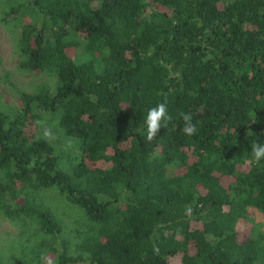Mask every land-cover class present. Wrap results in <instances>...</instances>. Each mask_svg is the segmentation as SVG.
<instances>
[{
	"label": "trees",
	"instance_id": "trees-1",
	"mask_svg": "<svg viewBox=\"0 0 264 264\" xmlns=\"http://www.w3.org/2000/svg\"><path fill=\"white\" fill-rule=\"evenodd\" d=\"M0 14L40 81L0 101V219L27 236L0 264H264L263 226L241 236L250 211L264 221V0H0ZM161 102L171 119L148 140Z\"/></svg>",
	"mask_w": 264,
	"mask_h": 264
},
{
	"label": "rangeland",
	"instance_id": "rangeland-1",
	"mask_svg": "<svg viewBox=\"0 0 264 264\" xmlns=\"http://www.w3.org/2000/svg\"><path fill=\"white\" fill-rule=\"evenodd\" d=\"M13 28V26H5L1 22L0 14V101L6 106L11 107V109L17 108L16 91L33 90V86L39 84L40 82L38 78H30L22 74L17 68V57L14 53V37L17 35L16 33H18V29L14 28L16 30H13ZM5 73L8 75L7 81L4 79ZM48 136L49 140L55 144L57 149L63 154L68 156L76 153V148L73 146L72 142L56 137L55 134L51 132L48 133ZM249 219L251 222L249 221L246 224L247 230L242 229L243 231L241 236L248 235L253 224L262 225L263 227H261V229H264V221L260 214L250 211ZM19 231L20 228L18 225L9 223L4 219H0V253H18L17 251H14L20 242L18 239L21 238L22 240H25V238H27V236H23V238L20 237ZM10 247L14 249L10 250ZM51 259H53V257L49 258L47 264L51 261ZM172 264H179V260L173 259Z\"/></svg>",
	"mask_w": 264,
	"mask_h": 264
},
{
	"label": "clouds",
	"instance_id": "clouds-1",
	"mask_svg": "<svg viewBox=\"0 0 264 264\" xmlns=\"http://www.w3.org/2000/svg\"><path fill=\"white\" fill-rule=\"evenodd\" d=\"M182 118L184 122L183 134L189 137L195 135L197 126L192 122V115L185 113ZM170 119L165 102L158 103L155 107L150 108L145 118L146 138L152 140L156 137L160 129H163ZM251 155L257 163L264 162V143L251 144Z\"/></svg>",
	"mask_w": 264,
	"mask_h": 264
}]
</instances>
